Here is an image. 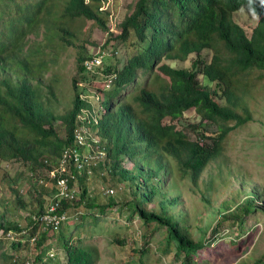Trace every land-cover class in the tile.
<instances>
[{
  "label": "trees",
  "instance_id": "16d2710c",
  "mask_svg": "<svg viewBox=\"0 0 264 264\" xmlns=\"http://www.w3.org/2000/svg\"><path fill=\"white\" fill-rule=\"evenodd\" d=\"M57 1L63 3L57 4L54 11L51 10L54 3L51 0H0V71L13 68L15 75L0 80V160H22L31 164V170L38 165L48 171L56 165L62 148L73 141L74 129L79 125L78 116L91 106L80 98V82L73 79L71 109L61 116L52 114L47 102L42 99V84L37 74V67L43 63L34 62L32 56L36 51L28 49V35L35 33L41 20L48 22V17L52 20L46 25V30H50L60 41L66 40V43L72 42L64 38V34L74 39H77V35L67 26H58V21L72 22L87 18L106 29L102 18L104 12L97 4L100 0ZM241 8L260 16L250 36L231 17L232 12ZM120 27L121 33L116 37L125 39L132 29L140 43V51L130 57L121 71L115 74L108 67L102 69L104 59L96 68L98 72L93 74L87 70L85 62L95 55L81 53L78 57L79 69L86 82L90 80L86 74L93 79L100 76L101 83L104 77L115 76L113 89H102L103 106L107 112L97 125L92 123V130L102 137L99 148L106 151L104 161L101 160L93 169L106 165L109 175L117 176L119 181L129 180L135 185L132 212L137 213L145 223L155 222L165 226L168 231L167 248L174 243L176 258L183 254L187 260L191 257L190 253L195 254L203 248V243L191 239L188 232L181 228L180 221L169 211L172 201L161 200L160 211L148 210L143 205L153 201L155 195L161 192L160 186L151 180L155 177L162 180V172L167 170L163 161L165 156L175 160L179 169L188 174L196 185L206 165L220 155L228 131L251 119L249 111L241 107L239 91L244 93L246 88L241 78L251 69L264 70V0H137L134 10L124 17ZM111 36L106 44L112 39ZM102 49H105L104 45ZM203 51L210 52L209 61L202 56ZM193 53L195 59L189 69H175L162 62L163 59L186 60ZM161 62L159 70L167 81L163 80L156 90L141 88L130 103H116L121 89L135 84L138 69L154 72L155 65ZM199 76L214 84V88L202 84ZM48 94L51 95V92ZM218 101H223V104ZM191 110L201 117L200 124L203 120L215 122L217 133H201L202 141L190 140L173 124L164 123L166 118L178 119ZM57 119L63 127L62 136L58 135L53 124ZM229 121L233 122L230 126L227 124ZM123 156L129 160L136 158V162L140 163L135 167V173L122 166ZM151 161L156 162L151 165ZM143 162L147 164L145 171L142 169ZM85 179L84 175L77 178L82 189L75 208H71L73 203L61 200L58 210L71 214L77 211L78 202L94 204L93 200L85 197ZM47 180L54 184V180ZM254 203L251 200L250 207L237 206L231 213L233 219H241L237 215L239 211L248 214L255 209H263ZM40 206L24 228L18 223L7 222L0 214V231L19 233L16 241L2 236L0 245L6 241L12 252H18L27 249L30 238L36 235L34 244L41 249L53 231L39 230V223L33 217L40 216L45 210ZM84 214L78 218L84 219ZM24 229L26 233H20ZM62 248L66 251L67 264L94 263L92 249L75 247L67 241H64ZM8 253L3 252L2 255L12 260L15 253ZM38 256L42 261L45 252L39 251ZM12 261L18 264L16 258ZM26 262L24 260L20 264Z\"/></svg>",
  "mask_w": 264,
  "mask_h": 264
},
{
  "label": "rangeland",
  "instance_id": "374dc122",
  "mask_svg": "<svg viewBox=\"0 0 264 264\" xmlns=\"http://www.w3.org/2000/svg\"><path fill=\"white\" fill-rule=\"evenodd\" d=\"M136 1L100 0L97 4L104 12L102 18L107 30L87 18L72 22L58 21V26H67L76 33L77 39L64 34V38L72 43L60 41L50 30H46V25L52 20L50 17L46 18L48 22L41 20L35 33L28 35L27 47L36 51L32 56L34 62L43 63L37 67V74L42 84V99L47 102L53 115L61 116L71 109L72 80L76 79L80 82V98L91 106L82 110L85 113L83 118L86 119L91 112V116H94L92 123L97 124L104 118L107 110L103 106L102 89L106 87L102 86L100 76L93 79L86 74L90 78L86 82L79 69L78 57L81 53L100 55L104 52L105 65L102 69L108 67L115 74L121 71L130 57L140 51V43L132 29L127 38L116 37L121 33V21L134 10ZM51 2H54L51 10L55 11L62 1ZM231 17L248 36L260 19L259 15L244 8L232 12ZM110 34L112 39L106 44ZM103 45L105 49H102ZM202 56L207 61L211 58L209 51H203ZM193 59L194 53L186 60L163 59L162 62L175 69H189ZM162 62L155 65L154 72L138 69L135 84L121 89L116 103H130L141 88L156 90L163 80L167 81L159 70ZM97 72L96 69L93 74ZM5 76L13 78V68L0 71V80ZM199 80L210 89L214 88V84L203 80L202 76H199ZM241 80L246 88L244 93L239 91L241 107L249 111L251 119L228 131L220 155L206 165L196 185L188 174L179 169L175 160L165 156L163 161L167 170H163L162 180L159 177L151 180L160 186L161 192L155 195L153 201L143 205L148 210L160 211V201L170 199V213L180 221L181 228L188 232L191 239L202 241L201 250L190 253L191 257L187 260L183 254L176 258L174 243L167 248V228L155 222L145 223L137 213L132 212L135 185L129 180L119 181L117 176L112 177L106 165H102V168L93 169L91 177L84 181L85 197L94 201L92 206L88 201L78 202V217L85 213L84 219L74 218L61 224L41 249L31 243L27 249L12 252L11 246L4 241L0 245V264H13L14 258L18 264L24 260L32 264H67L66 251L62 248L64 241L75 247L92 249L93 264H264V70L251 69ZM50 92L52 96L48 94ZM218 103L223 104V101ZM200 120L201 117L191 110L178 119L166 118L164 123L173 124L190 140L202 141L201 133H217L215 122L203 120L200 124ZM92 123L87 125L89 133L97 139L102 138L92 130ZM53 124L58 135L62 136L63 127L59 119ZM227 124L230 126L233 122ZM155 162L151 161L150 164ZM121 163L133 173L140 164L136 158L129 160L125 156ZM142 164L145 171L147 164ZM30 167L31 164L22 160H0V214L7 222L18 223L22 228L26 227L30 216L40 209V205L45 209L54 194V185L47 180L50 178L45 167L35 165L34 170ZM75 186L76 197L71 208H75V202L80 201L82 188L79 182ZM106 187L114 188V194H104L102 188ZM251 200L255 201L256 207L263 209H255L248 214L239 211L237 215L241 219L234 220L231 215L233 210L239 205L250 207ZM41 250L45 252L42 261L38 256ZM50 250L54 255L46 259ZM6 251L10 252L8 254L15 253L12 260L4 258L2 253Z\"/></svg>",
  "mask_w": 264,
  "mask_h": 264
},
{
  "label": "built area",
  "instance_id": "2783aa9c",
  "mask_svg": "<svg viewBox=\"0 0 264 264\" xmlns=\"http://www.w3.org/2000/svg\"><path fill=\"white\" fill-rule=\"evenodd\" d=\"M101 52L102 51H100L99 54ZM102 54L95 55L93 59L85 62L88 71L94 72L96 68L100 67L103 62ZM114 78V75H110L106 78V88L112 84ZM84 115L85 113H83V111L79 115L82 118L78 119L79 125L74 129L72 143L62 148L60 155L57 158L56 165L47 171L49 178L54 180V194L43 213L38 217H33L34 220L39 223V230L41 231L51 230L56 232L61 224L69 222L70 219L78 218V215L80 214V211L78 210L71 214L66 210H58L60 201L64 200L72 204L76 197L75 185L78 176L84 175L88 179L92 175L93 167L106 158L105 149L99 148L100 139L91 136L87 129V125L94 121V116L92 117V113H90L86 119H84ZM84 120L86 121V124H83ZM90 132L93 133L92 131ZM71 182H73L72 185H70ZM102 189L104 190V194H114V188L112 187ZM20 233H26V230L24 229L20 231ZM18 234L19 233H15L12 230L7 231L6 233L0 231V239L2 236H5V238L9 240L16 241ZM35 239L36 235L32 236L30 238V244L34 243ZM53 255L54 254L51 251L48 252V258H52ZM25 264H32V262L27 261Z\"/></svg>",
  "mask_w": 264,
  "mask_h": 264
},
{
  "label": "clouds",
  "instance_id": "9594fccd",
  "mask_svg": "<svg viewBox=\"0 0 264 264\" xmlns=\"http://www.w3.org/2000/svg\"><path fill=\"white\" fill-rule=\"evenodd\" d=\"M89 1H90V0H89ZM105 81H106V78H105L104 81L101 83L102 86L105 85ZM112 86H113V81H112V84H111L108 88H106L105 90H107V91L110 90Z\"/></svg>",
  "mask_w": 264,
  "mask_h": 264
}]
</instances>
